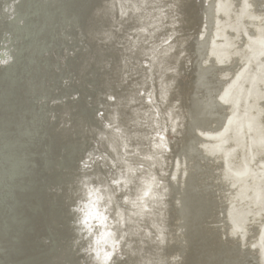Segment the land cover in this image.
Listing matches in <instances>:
<instances>
[{"label": "water", "instance_id": "1", "mask_svg": "<svg viewBox=\"0 0 264 264\" xmlns=\"http://www.w3.org/2000/svg\"><path fill=\"white\" fill-rule=\"evenodd\" d=\"M89 200L109 264H264V0H0V264H94Z\"/></svg>", "mask_w": 264, "mask_h": 264}, {"label": "clouds", "instance_id": "2", "mask_svg": "<svg viewBox=\"0 0 264 264\" xmlns=\"http://www.w3.org/2000/svg\"><path fill=\"white\" fill-rule=\"evenodd\" d=\"M81 202H78V204ZM83 217L78 223L88 226L89 232L94 225L99 226V231L93 236V241L89 246V251L94 252V264H109L113 250L118 249L119 241L115 239V233L111 228V221L97 208L95 201L89 200L85 203ZM106 246H108L106 248Z\"/></svg>", "mask_w": 264, "mask_h": 264}]
</instances>
